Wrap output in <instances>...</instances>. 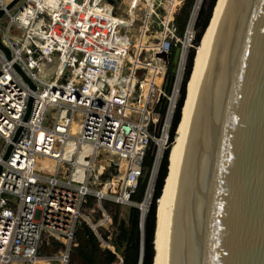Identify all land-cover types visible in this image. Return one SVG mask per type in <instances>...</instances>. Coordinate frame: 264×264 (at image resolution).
<instances>
[{
	"label": "built area",
	"instance_id": "1",
	"mask_svg": "<svg viewBox=\"0 0 264 264\" xmlns=\"http://www.w3.org/2000/svg\"><path fill=\"white\" fill-rule=\"evenodd\" d=\"M9 1L0 0V39L10 51L7 57L0 48V264H67L79 219L114 250L103 201L135 203L150 139L157 151L146 205L151 197L203 0L193 1L180 32L176 17L185 0H21L13 12ZM173 50L178 58L166 90ZM162 95L167 104L156 133ZM43 240L60 248L40 255Z\"/></svg>",
	"mask_w": 264,
	"mask_h": 264
},
{
	"label": "water",
	"instance_id": "2",
	"mask_svg": "<svg viewBox=\"0 0 264 264\" xmlns=\"http://www.w3.org/2000/svg\"><path fill=\"white\" fill-rule=\"evenodd\" d=\"M17 1L10 0L5 8ZM220 2L222 12L213 38H208L162 218L161 264H264V0ZM3 13L1 8L0 17ZM0 48L10 57L1 39ZM158 56L167 61L169 53ZM194 58L195 53L176 129ZM14 66L34 90L32 80L16 63ZM32 99L30 94L23 120L29 115ZM20 129L21 125L13 140ZM10 149L11 144L3 159ZM170 153L171 146L156 200L162 196L169 174ZM109 165L116 172L117 163ZM146 206L145 199L141 226ZM156 229L157 203L152 264Z\"/></svg>",
	"mask_w": 264,
	"mask_h": 264
},
{
	"label": "trees",
	"instance_id": "3",
	"mask_svg": "<svg viewBox=\"0 0 264 264\" xmlns=\"http://www.w3.org/2000/svg\"><path fill=\"white\" fill-rule=\"evenodd\" d=\"M194 0H185L179 13L177 22L179 32L184 26L189 10ZM215 0H203L197 13L195 26L196 35L193 45L189 48L185 72L182 78L180 96L171 120L168 130V137L159 158L158 166L154 174L151 197L148 199L147 207L144 213L143 225L141 226V203L148 190V182L152 173L154 161L156 159L157 145L154 140L150 139L145 152L139 161L140 174L137 177V186L131 195V200L135 203H117L108 199L103 201L104 207L112 214L113 229L109 235V242L114 246V250L104 246L98 236L83 219H79L74 230V243L69 250L67 264H152L154 255L153 232L155 225L156 199L161 192L163 180L167 171L168 152L173 142L175 129L180 117V110L183 103L186 82L191 71L195 47H197L200 36L208 22L209 16ZM178 51L173 50L166 67V90H169L174 78ZM167 97L162 95L155 104V108L160 113V120L157 124V132L162 122ZM152 128V126H151ZM93 196H87V204L92 205ZM104 237L108 234L102 231ZM59 247L58 242L51 241L49 244ZM47 245V243H45ZM40 253V252H39ZM46 252L42 254H50Z\"/></svg>",
	"mask_w": 264,
	"mask_h": 264
},
{
	"label": "bare ground",
	"instance_id": "4",
	"mask_svg": "<svg viewBox=\"0 0 264 264\" xmlns=\"http://www.w3.org/2000/svg\"><path fill=\"white\" fill-rule=\"evenodd\" d=\"M221 12H222L221 2L220 0H217L216 7L213 12V16L210 20V24L208 25L201 41L198 42L197 47H195L194 66H193V71H192L191 78L188 82V87H187L188 94L185 100V104L183 106L181 121L179 123L178 128L175 131V136L171 144V153H170V158H169L170 164L168 167L169 174L166 179V184L163 190V194L158 200H156L157 202V229H156L155 241H154V244H155L154 264H161L162 218H163L165 207L167 204L178 154L180 151V147H181L182 140L184 137L190 111L192 108V101H193V96L195 93L196 85L198 82V78L200 75L202 65L204 63V60H205V57H206V54L209 48L208 38H213L217 30L216 20L220 17Z\"/></svg>",
	"mask_w": 264,
	"mask_h": 264
},
{
	"label": "rangeland",
	"instance_id": "5",
	"mask_svg": "<svg viewBox=\"0 0 264 264\" xmlns=\"http://www.w3.org/2000/svg\"><path fill=\"white\" fill-rule=\"evenodd\" d=\"M21 2V0H18L14 6H12L10 9H11V12L14 11V9L16 8V5H18L19 3ZM5 18H6V15H2L1 18H0V24H2L4 21H5ZM54 65V63L52 64V66ZM91 205H87L86 207V210H88V208L90 207ZM95 212V211H94ZM60 248V247H59ZM56 245L52 244V245H46L45 244V240H43L41 243H40V246H39V252L40 254L41 253H46V252H54L56 251L57 249H59ZM36 264H47L46 262H43V261H39L37 262ZM50 264H54L52 262H50Z\"/></svg>",
	"mask_w": 264,
	"mask_h": 264
},
{
	"label": "crops",
	"instance_id": "6",
	"mask_svg": "<svg viewBox=\"0 0 264 264\" xmlns=\"http://www.w3.org/2000/svg\"><path fill=\"white\" fill-rule=\"evenodd\" d=\"M47 245H52V243H51V244H47ZM39 254H40V253H39ZM40 255H45V254H42V253H41Z\"/></svg>",
	"mask_w": 264,
	"mask_h": 264
}]
</instances>
